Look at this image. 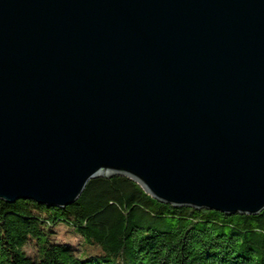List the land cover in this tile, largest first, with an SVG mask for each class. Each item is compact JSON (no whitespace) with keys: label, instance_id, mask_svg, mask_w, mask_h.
<instances>
[{"label":"water","instance_id":"obj_1","mask_svg":"<svg viewBox=\"0 0 264 264\" xmlns=\"http://www.w3.org/2000/svg\"><path fill=\"white\" fill-rule=\"evenodd\" d=\"M114 175L264 209V0H0V199Z\"/></svg>","mask_w":264,"mask_h":264},{"label":"trees","instance_id":"obj_2","mask_svg":"<svg viewBox=\"0 0 264 264\" xmlns=\"http://www.w3.org/2000/svg\"><path fill=\"white\" fill-rule=\"evenodd\" d=\"M58 224L96 252L54 241ZM0 264H264V209L173 206L129 177H96L65 206L0 199Z\"/></svg>","mask_w":264,"mask_h":264},{"label":"rangeland","instance_id":"obj_3","mask_svg":"<svg viewBox=\"0 0 264 264\" xmlns=\"http://www.w3.org/2000/svg\"><path fill=\"white\" fill-rule=\"evenodd\" d=\"M52 239L56 242H64L71 245L79 254L82 252L87 254L96 252V249L85 244L79 235L75 234L72 229L64 224H58L54 227ZM26 250L28 253H32L30 247H26Z\"/></svg>","mask_w":264,"mask_h":264}]
</instances>
